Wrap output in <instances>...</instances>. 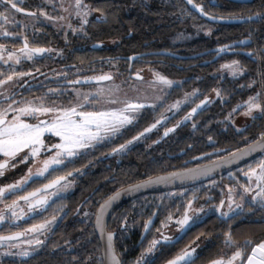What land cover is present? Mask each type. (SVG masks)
<instances>
[{
  "label": "flooded vegetation",
  "instance_id": "flooded-vegetation-1",
  "mask_svg": "<svg viewBox=\"0 0 264 264\" xmlns=\"http://www.w3.org/2000/svg\"><path fill=\"white\" fill-rule=\"evenodd\" d=\"M122 1L124 0H120V2ZM153 1L157 0H144L143 3H141L140 0L137 9H150L153 6ZM181 1L185 7L182 9V11L185 12L183 16V21L185 22H188L191 17H193L192 14L196 16L194 18H199L215 26L251 25L253 23L262 22L259 20L258 22L244 24L211 23L192 11L183 0ZM231 1L241 4L250 2V0ZM111 2L112 0H83L80 9L81 15L78 16L75 7L76 0H23V3L17 4V7L22 9L21 12H16L15 9H12L10 13L5 12V15L8 16L6 22L0 20V56L3 57V59H0V80L6 79L9 75L13 76L12 81H9L5 85H0V109L7 108L8 104L12 101L16 102L13 104V108L22 107L28 101H32L36 105L44 103L46 107H68L70 100L75 104L78 100L80 101L83 99V96L77 97L76 91H82L87 95V91L94 88L96 84H104L112 80L119 81L123 86H128L131 81L135 80L149 81L152 78V71L160 73L167 79L176 82V84L165 93L163 104L145 106L142 111L137 114L133 123L125 127L118 135L95 147L83 150L80 155L72 158L71 163L66 162L65 165L59 166L60 170L55 172L53 174L54 176H64L69 171L73 173L72 176L67 177L66 181L62 182L68 183L70 189L73 188L71 192L66 194L60 192L55 196L49 195L48 204L46 206L29 211L27 202L21 200L20 196L27 195L29 192L42 188L44 184L48 183L49 179L52 177H48V174H46L45 177H48L47 179L45 177H32L28 183L24 184L21 188L11 193L6 192L0 197V216L4 218L3 222L0 223V236L21 234L17 239L0 242V264H45L47 241L54 231L63 224L66 217H68V212H63L62 207L57 203L61 200L68 199L76 193L81 178H83L85 173L88 172V169L93 166V152L95 149L116 140L126 130L137 124L143 115L147 113H153L155 115L153 124H156V127L143 136L156 131L159 133L157 140H164L170 137L179 126L190 122L193 116L200 114L208 104L217 101L224 102L220 86L214 89L208 96H204V92L193 89L183 92L179 98L170 99L169 97L175 90L181 89L182 83L181 81L170 79L164 75L156 66V63L161 60L154 58L166 57L187 62L209 54H214L215 58L212 62H215L222 56L228 54L241 53L253 57L256 54L255 51L251 52L246 50V48L253 44L252 38H246L194 55H183L177 52L161 50L140 52L129 56H118L116 59H125L131 65L121 69H111V55H103L102 57L95 58L94 53L99 47H104L109 50L111 46L109 36ZM136 2L138 3V0ZM193 2L196 5L202 6L205 12L218 17L217 19H246L248 16L254 17L257 13L240 16L236 14H217L210 10V6H218L216 1L198 3L193 0ZM83 5H87L88 7L84 8ZM172 6L173 5L168 8L172 10ZM94 9L102 10L106 19L101 18V11H95ZM3 11L4 7L0 6V12ZM84 11L88 12L86 17L87 23H83L85 19L83 16ZM31 12H35L36 15H28V13ZM41 12L45 13V15H41ZM260 12H264V10ZM47 17H51V19ZM174 19V15L171 14L170 24H172ZM176 22L179 23V20ZM194 23L198 22H193V24ZM193 24H189L187 27L188 30ZM199 25L204 27L201 23ZM207 29L210 30V28ZM5 32H7L8 35H4L3 33ZM25 38L27 39L30 49L41 48L49 49L50 51H45L40 55H34L31 60L27 59L20 52V49L24 46ZM241 41L246 45L238 46L237 44ZM231 45H233V47L228 48L224 52H214V50L226 48ZM10 53L13 54V59H8ZM107 53L109 54V52ZM163 53L170 55H163ZM249 53H251V55H249ZM133 56L139 59H129ZM16 57L20 59V63L18 64L15 62ZM225 65L234 66L233 63H225L219 66L216 76L220 78L221 83L225 82L226 79H239L246 73L239 64H237L238 67L244 71L242 75H231L228 70L221 72L222 66ZM18 73H31V75L19 76L17 75ZM105 74H111L112 79L100 83H88L94 80L90 78ZM137 74H139L142 79H137ZM74 81H79V83H73ZM254 88L255 85L252 83L250 85V90L253 92L250 97L260 93L255 103L261 106L258 111L255 112V116L251 118L241 117V113L246 107L245 104H247L250 99L249 97L237 103L240 107H236L235 111L233 109L225 119H222L221 123L224 124L225 130L230 129L236 132H242L249 125L253 124L257 118L264 115V87L259 85L256 91H254ZM217 90L219 91V95L216 98L215 92ZM193 93L195 94L193 95ZM190 95L192 96L190 97ZM188 98L190 99L188 100ZM183 100L185 105H179V108L170 107L177 102L181 104ZM186 100H188V102H186ZM203 101H208V103H205L199 110L197 105L202 104ZM193 108H197L196 112L192 114V118L185 120L184 118L192 112ZM12 115H14V113L10 111L8 113V118L11 119ZM39 119L48 120L47 118L40 117ZM157 121H159V123H157ZM35 122V120L30 118V123ZM168 129H174V131H171L169 135L165 137V132H168ZM254 142L255 141L250 142L239 149L229 150L228 152L217 151L186 159L176 167V169L159 175L178 173L218 161L238 152ZM135 144L136 142H132L131 145L119 153L126 151ZM26 151L27 150L21 152L15 160H12L9 167L4 171V175L0 176V188H6L8 185L20 181L27 174L29 167H32L31 159L28 163H19ZM52 153L53 151L44 152L42 150L39 158H46ZM185 154L186 151L183 150L181 156H185ZM210 154L214 157L206 159L207 155ZM4 159L5 158L0 155V162ZM261 159H264V154L228 173L216 175L215 178L209 181L189 187L171 189L161 193L147 194L119 208L108 223V231L115 235V246L121 263L137 264V262L140 261V264H168L169 260L175 258L184 249L191 250V248H196V252L193 255L195 264H211V262L216 259H223L227 262L238 250L242 252V255L240 258L233 261V264H244L247 256L251 254V249L259 242L264 241V235L247 236L244 231L236 228L237 223L239 221L248 220L250 216L256 214L258 211H262V215L264 216V207L261 206V201L259 199V201H255V203L246 201L243 210L238 213H231L225 217L221 215V212H224L228 203V198L238 189V185H247L249 183L250 179L242 177L243 173L258 164ZM12 164L17 166L12 167ZM77 169L79 171H77ZM90 171H94L93 168L90 169ZM261 186L264 187V184ZM229 189L232 190L231 193ZM55 191L56 189H51L48 193H44V195H48ZM257 191H259V189L253 190V194L249 196H254ZM112 195L108 196V198ZM238 196L240 197L242 195L238 193ZM144 197L146 199L141 200V203H139L141 211L134 215L130 214L129 217L124 220V224L121 227L124 236L121 238L123 240L118 244L116 234L109 230L111 221L118 212L122 211L128 204ZM147 197L149 199H147ZM108 198L102 201L100 205ZM148 200H150V202H148ZM13 201H16L14 206H12ZM221 201H224L223 207L220 206ZM86 202H88V200H86ZM86 202L83 205H85ZM189 204H191L190 208ZM100 205L93 215V230L100 245L99 262L102 259V247L95 232L94 222ZM201 209L203 210L201 211ZM13 212L16 213L15 216L12 215ZM185 212H187L191 219L187 225L181 226L177 221L183 219ZM86 214V207L83 206L73 215V220H75V218L84 217ZM53 216L56 217L54 228L46 234L43 240H41L43 242L42 244H35L37 235H31L30 232H26L25 230L43 224L45 221L51 220ZM169 216L172 217L171 220L168 219ZM149 221H153L151 229L147 236L143 238ZM229 232L231 233L234 243L226 246V233ZM137 235L139 236L138 238ZM164 237H168V240H164ZM153 240H157L159 243L156 245V249L153 253H147V249ZM246 241H251V243L246 245ZM76 242L77 239L66 242L62 236V232H60L59 244L57 246V251H59L57 255L59 260L58 264H84L86 257H91L93 260L94 253H90L91 247L89 245L81 246ZM127 242H130V244ZM90 243H93V241ZM22 251H28L30 255L27 257L21 256L19 253Z\"/></svg>",
  "mask_w": 264,
  "mask_h": 264
},
{
  "label": "trees",
  "instance_id": "trees-1",
  "mask_svg": "<svg viewBox=\"0 0 264 264\" xmlns=\"http://www.w3.org/2000/svg\"><path fill=\"white\" fill-rule=\"evenodd\" d=\"M136 1L112 0L111 2L109 13L111 46L109 50L99 47L94 51L95 58L111 55V69H121L131 65L125 59H116L118 56L161 50L194 55L246 38H252L253 41V44L246 50L255 51L256 54L254 57L241 53L228 54L215 62H212L215 58L214 54L187 62L166 57L154 58L161 60L156 63V66L164 75L182 83L181 89L175 90L169 97L170 99L179 98L183 92L193 89L204 92V96H208L220 86L224 102L217 101L208 104L200 114L191 117L190 122L179 126L170 137L164 140H157L159 133L156 131L140 136V133L155 121V115L147 113L116 140L95 149L94 163L90 168L94 171L88 169V172L81 178L76 193L57 203L62 207L63 212H68V217L47 241L45 264H58L57 246L60 232L66 242L77 239L76 243L81 246L91 247L90 253L95 251V255H100V245L93 230V215L100 203L119 189L172 171L186 159L217 151L228 152L242 148L256 141L260 133L264 132V115L257 118L242 132L225 130L224 124L221 123L222 119H225L239 105L237 103L250 97L253 92L250 90V85L253 81H255L253 84L255 85L254 91H256V88L261 86V81L264 80V21L251 25L215 26L194 18L196 16L192 14L193 17L185 22L183 21L185 12L182 11L185 7L181 0L153 1L150 9H137L140 0L138 3ZM143 1L141 0V3ZM195 1L210 3L213 0ZM214 1L218 6H210V10L217 14L240 16L264 10V0H250L246 4L231 0ZM171 5H173L172 10L168 8ZM171 14L175 18L172 24H170ZM177 20L179 23L176 22ZM193 22L198 23L193 24ZM191 23L193 24L191 27H197L201 23L204 28H210L211 35L184 38L182 33H191L187 28ZM234 61L246 73L239 79H226L221 83L220 78L216 76L219 66ZM137 136L140 138L134 139ZM128 141L136 142V144L122 153L114 152V149L120 148L121 145H127ZM183 150L186 151L185 156H181ZM211 157L214 156L207 155L206 159ZM144 199L146 198H140L128 204L111 221L109 230L116 234L118 244L123 240L121 238L124 233L121 227L124 220L130 214L134 215L141 211L139 203ZM85 202L86 204L83 205ZM83 206L86 207V216L73 220V215ZM236 228L244 231L247 236L264 235L262 211L250 216L248 220L239 221ZM91 241L93 243H90ZM127 243L130 244V242Z\"/></svg>",
  "mask_w": 264,
  "mask_h": 264
},
{
  "label": "snow or ice",
  "instance_id": "snow-or-ice-1",
  "mask_svg": "<svg viewBox=\"0 0 264 264\" xmlns=\"http://www.w3.org/2000/svg\"><path fill=\"white\" fill-rule=\"evenodd\" d=\"M18 3H23V0H0V6L4 7V11L0 12V20L7 21L8 16L5 15V12L10 13L12 9H15L16 12H21L22 9L17 7ZM83 0H76L75 7L77 9V15H81V6ZM187 3L197 8V10L201 13V15H205L208 19H217L218 17L210 15L209 13L204 11L203 7L199 5L193 4V0H187ZM84 8H87V5H83ZM95 11H101V18L106 19L104 17L102 10L94 9ZM187 11V10H185ZM41 15H45V13L41 12ZM190 14V13H189ZM30 16H35V12L28 13ZM88 12L84 11L83 16L85 19L83 23H87ZM51 19V17H47ZM246 19L253 20L258 19L260 21H264V12H257L255 17L248 16ZM4 35H8L7 32L3 33ZM241 43H244L241 41ZM227 48L219 49L220 52L226 51ZM45 51H50L49 49H41L35 48L30 49L28 47L27 39L25 38L24 46L20 49V52L27 59L31 60L34 55H40ZM251 55V53H249ZM13 54H9L8 59H13ZM0 59H3L0 56ZM131 60H137L138 57H130ZM15 62L20 63V59L18 57L15 58ZM234 65H237V62H233ZM225 67L232 68L233 75H236L239 71L238 65L233 68V65H226ZM17 75H31V73H18ZM156 81L160 84L166 85L167 87H171L173 81L168 80L166 77L156 73ZM137 79H142V77L137 74ZM13 76L9 75L6 79L0 80V85H5L9 81H12ZM90 79H95L97 81H105L111 80V74H105L98 77H93ZM73 83H79V81H74ZM255 83V81H253ZM262 87H264V80L261 81ZM118 88V86H117ZM103 90L101 89L99 92L95 94H87L83 96V102L77 101V103L73 104L71 100L69 101L68 107H46L44 103H40L39 105L34 104L32 101H28L22 107L13 108V104L16 103L12 101L8 104L7 108L0 109V155H2L5 159L0 162V176L4 175V171L9 167V164L12 160L21 153L25 152V155L21 158L19 163H28L29 160H32V167H29L27 174L18 182L14 184L8 185L6 188H0V197H2L6 192H14V190L21 188L24 184H27L28 181L33 177H45V174H48V177H52L49 179V182L44 184L42 188H38L35 191L29 192L27 195L20 196V199L27 202L29 211L43 208L48 204L49 195L55 196L59 192L66 190L69 187L68 183H62L67 180L68 176H72L73 173L71 171L67 172L64 176H54L53 174L57 172L60 165H65L66 162L71 163L72 158L80 155L82 150L89 149L95 147L96 144L103 143L105 140L110 137L118 134L121 129L125 126L132 124L133 120L136 118L135 113H138L140 109L145 107L144 104L141 103H131L124 102V107L119 108L117 110L111 111H85L82 110L84 108V104H92L95 105L100 102V98L102 97ZM195 93H193L194 95ZM217 95L219 93L217 92ZM260 93H257L256 96L250 97L247 102V111L245 115L251 116L254 109H259L261 106L258 103H255L257 97ZM77 97H79V93H77ZM109 103L116 104L119 101L116 99H110ZM208 103V101H203L201 105H197V108L203 106V104ZM180 102L170 106L171 108H179ZM154 107V106H153ZM237 107H240L238 105ZM197 108H193L192 112L189 113L184 119H190L192 114H194ZM14 113L11 119L8 118L9 112ZM235 111V109H234ZM42 115H49V120H41L39 119ZM22 117H31L35 120V123L27 122L22 119ZM255 119V117H254ZM159 123V121H157ZM156 127V124L151 125V127L145 129V132L152 131L153 128ZM174 131V129H168V132ZM165 132V135L168 134ZM51 133L52 135L59 137V143H54L50 147L45 145L44 143V134ZM144 132L140 133V136H143ZM137 136L134 139H139ZM264 140V132L260 133L259 140L257 141V145L264 150V144H260L259 141ZM133 141H128V144H131ZM127 145H121L120 148L114 149V152L123 151ZM55 149L54 154L48 156L47 158H39L42 150L46 152L52 151ZM256 148L250 146L247 152H242L241 157L244 155H248L251 152L255 151ZM235 156V154H233ZM39 164L40 167H37L35 171H33V167L36 164ZM12 167H16L17 165L12 164ZM258 167L260 169L259 175L256 173L255 168H250V171L245 173L248 176H256L257 179V187L259 191L253 196V200L257 197L260 198L261 206L264 207V187L261 185L264 184V160L258 162ZM51 170V171H50ZM77 171H79L77 169ZM175 175V174H174ZM48 177H45L46 179ZM166 178L160 177L157 180H149L144 182V184L156 183L162 181ZM144 184L136 185V188L144 186ZM49 189H56L55 192H51L48 195H44V193H48ZM231 189L229 192L231 193ZM251 189L249 187L244 188V192H249ZM120 193L117 192L114 196L109 197L103 204L100 205L99 213L96 217V227L101 233L102 239L105 237V228L103 217L107 210V208L111 205V202L119 197ZM16 201H13L14 206ZM224 201H221V207H223ZM11 207V206H10ZM191 204H189V208ZM229 210L234 211L232 209L231 200L228 204ZM240 204H236V208H241ZM203 209H201L202 211ZM229 213L221 212L222 216H228ZM13 216L16 215L15 212L12 213ZM172 219L171 216L168 218ZM191 217L188 216L187 212H185L182 220L177 221L181 226L187 225ZM4 220L3 216H0V223ZM56 221V217L53 216L51 220L45 221V223L34 226L31 229H26V232H38L44 229H49V226L52 225ZM149 224L151 221L148 222ZM147 228V226H146ZM20 233L14 236H0V242L10 241L17 239ZM164 240H168V237H164ZM31 243V242H30ZM43 242L39 239L35 240V244L39 245ZM159 243L157 240H153L151 245L147 249V253H153L156 249V245ZM234 242L232 240L231 233H226L225 245H232ZM246 245L250 244L251 241H246ZM196 252V248H191V250L184 249L180 254H178L175 258L168 261V264H195V260L193 259V255ZM11 254V253H9ZM21 256H29L30 253L28 251H22L19 253ZM242 255L241 251H236L234 255L225 262L223 259H216L211 262V264H233V261L240 258ZM143 258V257H142ZM107 261V264H120L119 259L115 253L113 247V234H106V248L104 252V256L102 257L100 264H104V261ZM140 264V261L137 262ZM244 264H264V241L259 242L251 249V254L247 256Z\"/></svg>",
  "mask_w": 264,
  "mask_h": 264
},
{
  "label": "rangeland",
  "instance_id": "rangeland-1",
  "mask_svg": "<svg viewBox=\"0 0 264 264\" xmlns=\"http://www.w3.org/2000/svg\"><path fill=\"white\" fill-rule=\"evenodd\" d=\"M189 31H191V33H186V32L182 33L184 38H198V37H201V36H210L211 35V30H209L207 28H204L203 26L191 27ZM225 66H222L221 72L228 70L229 73L231 75H233L232 68H228V67H225ZM235 67H237V66L234 65L233 68H235ZM156 73L157 72H155V71L151 72L152 78L149 81L135 80V81H131L128 84V86H125V85L123 86L122 83H120L117 80H112V81L104 83V84H96V86L94 88H92L91 90L87 91V94H95V93L99 92L102 89L103 90V94H102V97L100 98V102L95 104V105L84 104V108L82 110H85V111H111V110H117L119 108L124 107V102L125 101L131 102V103H141V104H144L145 106L153 105V104H155L157 106V105L163 104L164 103L165 93H167L176 84V82H173V84H172V86L170 88L167 87L166 85H163V84H160L158 82H155L156 81V76L154 74H156ZM243 73H244V71H242L239 68V71H238V73L235 76L242 75ZM158 74H160V73H158ZM117 86H118V88H117ZM217 92L219 93V91L217 90L215 92L216 98L218 97ZM75 93H79V97H82V96L86 95V93H84L82 91H76ZM191 96L192 95H190V97ZM110 99H116L119 102L116 103V104H112V103L108 102ZM189 99L190 98H188V100ZM188 100H186V102H188ZM79 102H83V99L80 100ZM179 105H182V106L185 105L184 100ZM245 106H246V104H245ZM141 111H142V109H140L138 113H135L134 114L135 117ZM246 111H247V106L242 111L241 117H243V118H251V117L255 116V112H257L258 109H254L251 116L245 115ZM30 118L31 117H22V119L26 120L27 122H30ZM40 118H47L49 120L50 116L49 115H42V116H40ZM129 125H127V126H129ZM127 126H125V127H127ZM123 129H121V131ZM118 134H116V135H118ZM115 136H113V137H115ZM111 138L112 137H110L109 139H111ZM43 139H44L45 145H47L49 147L52 144H54V143H59L60 142L59 141V137H56V136L52 135L51 133H45ZM96 145H98V144H96ZM129 145H131V144H127V147ZM52 151H53L52 154H54L55 149H52ZM44 152H46V151H44ZM82 152H83V150L81 151V153ZM51 155H49V156H51ZM261 160H264V159H261ZM37 164H36L35 167H33V171H35L37 167H40V165L39 164L37 165ZM252 168H255L257 175H259L260 169L258 167V164L254 165ZM249 171H250V169L248 171L244 172L243 176H242V177H244L246 179H250L249 183L247 185H238V187H237L238 189H236L235 192H233V194L228 198V203L226 205V208H225L224 212H227L229 214L238 213V212L243 210L244 203L246 201H250L252 203H255V201H257V202L259 201V199H260L259 197H257L255 200H253V196L252 197L249 196L250 194H253V190L259 189L257 187L256 176H251L250 177L248 175H245V173H247ZM33 177H37V176H33ZM246 187H249L251 189V191H249L247 193L244 192V188H246ZM72 189L73 188L70 189L68 187L66 190L62 191L61 193L66 194L68 192H71ZM238 193H240L242 196L239 197ZM230 200H231V203H232V209H234V211H230L229 210L228 204H229ZM236 204H240L242 207L241 208H236ZM55 224L56 223L54 222L52 225H50L49 229H44V230H41V231H38V232H30V234L31 235L36 234L37 235V239L43 240L44 237L46 236V234H48L49 231L54 228ZM95 253L96 252L94 251L93 260H92L91 257H88V258L86 257L84 264H98L99 255H95ZM99 264H100V262H99Z\"/></svg>",
  "mask_w": 264,
  "mask_h": 264
},
{
  "label": "water",
  "instance_id": "water-1",
  "mask_svg": "<svg viewBox=\"0 0 264 264\" xmlns=\"http://www.w3.org/2000/svg\"><path fill=\"white\" fill-rule=\"evenodd\" d=\"M183 1L190 7V9L192 11H194L197 14H199L202 18H204L205 20H207V21H209L211 23L244 24V23H251V22H258L259 21L258 19H253V20H248V19H237V20L208 19L207 16L201 15V13L197 10V8H195L192 5L188 4L187 0H183ZM241 2H244V1H241ZM193 4H195V3L193 2ZM200 7H202V6H200ZM237 45L238 46H245L246 44L240 42ZM231 47H233V45L227 46L226 48L228 49V48H231ZM214 52H219V49L214 50ZM163 55H170V54L163 53ZM105 81H107V80H105ZM105 81H97V80L94 79V80L89 81L88 83H100V82H105ZM204 105L205 104H203V106ZM202 107H200L199 110ZM147 133H149V132H144V135L147 134ZM169 133L170 132H168V134L165 135V137L168 136ZM257 141H255L254 143L248 145L247 147L239 150L238 152L233 153V154H235V156L233 154H231V155L226 156V157H224V158H222V159H220L218 161H215V162H212V163H208L206 165L199 166V167H196V168H192V169H189V170H186V171L155 176V177H152L150 179L143 180L141 182L129 185V186L119 190L118 191L120 193L119 197L111 202V205L107 208V210H106V212L104 214V217H103L104 228H105V237L103 239L101 237L100 231L96 227V217H97V214L99 213L100 207H99V209H98V211L96 213V216H95L94 228H95V232H96V234H97V236L99 238V241L101 243V247H102L101 254H102V257L104 256V252H105V248H106V234L110 233L108 231V223H109L111 217L113 216V214L119 208H121L125 204L129 203L130 201H132V200H134V199H136L138 197L147 195V194L161 193V192L168 191V190H171V189H178V188L193 186V185H196V184H200V183L209 181V180L215 178L216 175L228 173L229 171H232V170H234V169H236V168H238V167H240V166L252 161L253 159L259 157L260 155L264 154V150H262L257 145ZM259 143L260 144H264V140H260ZM250 146L255 147L256 150L251 152L248 155H244L243 157H241V153L242 152H247L248 149L250 148ZM160 177H164L166 179H164L162 181H159V182H156V183L144 184V182H146V181H149V180L155 181V180H157V178H160ZM140 184H144V186L139 187V188L135 187L136 185H140ZM49 190H51V189H49ZM115 194H113L112 196H114ZM152 223H153V221L150 224H148V226H147V228L145 230L143 238H145L147 236V234L149 233ZM113 247H114L115 253L117 255V258L120 261V264H122L121 260L119 258V255L117 253V250H116L115 235L114 234H113ZM104 264H107L106 260L104 261Z\"/></svg>",
  "mask_w": 264,
  "mask_h": 264
}]
</instances>
